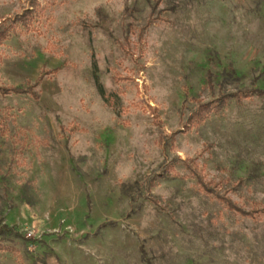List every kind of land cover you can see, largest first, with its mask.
I'll return each mask as SVG.
<instances>
[{
  "label": "rangeland",
  "instance_id": "obj_1",
  "mask_svg": "<svg viewBox=\"0 0 264 264\" xmlns=\"http://www.w3.org/2000/svg\"><path fill=\"white\" fill-rule=\"evenodd\" d=\"M35 1L23 23L31 0H0V25L16 22L0 86L30 91L0 93V229L17 250L0 264H264V213L186 167L264 209V96L185 125L199 102L264 90V0H161L150 24L156 0Z\"/></svg>",
  "mask_w": 264,
  "mask_h": 264
},
{
  "label": "trees",
  "instance_id": "obj_2",
  "mask_svg": "<svg viewBox=\"0 0 264 264\" xmlns=\"http://www.w3.org/2000/svg\"><path fill=\"white\" fill-rule=\"evenodd\" d=\"M161 0H156L152 5H151V15L148 17V22L147 24H150V22H152L153 19H158L157 16H152V12L155 11L156 7L159 5ZM33 6V7H32ZM36 6L37 3L35 0H31V8L30 9H26L24 10L23 13H21L20 15H15L14 18H16L18 21H21L23 23H26L29 19L32 18L33 14L36 11ZM12 22L10 23H3L2 25H0V40L5 38L8 33L11 30H14L15 26H16V22L14 21V19L11 20ZM1 24V22H0ZM145 27H142L139 32H138V39L141 40L142 38V34L144 31ZM55 71V69H54ZM226 77L229 78H233V80H236L237 77L235 76L233 71H227L225 72V79ZM40 80V77L38 78V81ZM38 83L37 81L35 82V84ZM30 92L29 89H23L20 87H16V86H8V87H3L0 86V93L3 95H7V94H21V93H27ZM252 96H257V97H262L264 96V90L257 88V87H252L251 89H242V90H236L235 92H231V93H225V94H220V96H218L216 99H213L211 101L208 102H204V103H198V106L194 108V110H192V112L190 113L188 119H187V123L185 124L186 126L190 125V124H199L201 122H203L211 112L213 111H219L224 104H226L228 99H234L237 102H240L243 99H247L250 98ZM150 110L152 111V113H155V109L150 107ZM2 132V131H1ZM187 169H189V172L192 173V175L196 178L197 183L199 186H201L204 190H206L207 192L213 193L219 200H221L222 202H224L229 209L234 210L236 213L245 216V217H251L253 218L256 214L258 213H264V209L258 205H253V207H251V209L245 210L242 207L237 206L235 203H233L229 197H227L225 195L224 192H219L214 185H210L209 182H206L204 180V176L202 174V170L199 169L197 167V165L193 162V161H188L187 165H186ZM11 229L9 228L8 225L3 224L1 226L0 229V252H9V253H15L17 252L16 248H14L12 245H7L4 244L3 241L9 240L7 238V236L10 233ZM2 235L4 237H2ZM20 236V235H17ZM139 251H140V255L141 258H143L144 256V250L142 248V246L139 247ZM18 258V257H17ZM21 264V263H19Z\"/></svg>",
  "mask_w": 264,
  "mask_h": 264
}]
</instances>
